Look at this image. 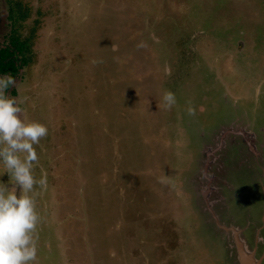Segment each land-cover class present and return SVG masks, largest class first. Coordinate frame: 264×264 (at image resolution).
Listing matches in <instances>:
<instances>
[{
  "label": "rangeland",
  "instance_id": "rangeland-1",
  "mask_svg": "<svg viewBox=\"0 0 264 264\" xmlns=\"http://www.w3.org/2000/svg\"><path fill=\"white\" fill-rule=\"evenodd\" d=\"M21 1L28 65L7 94L48 130L34 146L47 185L30 193L41 212L32 264H226L223 231L200 223L198 204L211 209L234 185L228 215L261 225L264 169L247 158L231 165L234 183L203 180L195 159L215 162L210 143L222 135L225 150L229 132L249 130L264 157V0ZM231 154L227 166L248 156ZM5 172L0 183L22 195ZM238 231L254 257L259 235Z\"/></svg>",
  "mask_w": 264,
  "mask_h": 264
},
{
  "label": "clouds",
  "instance_id": "clouds-1",
  "mask_svg": "<svg viewBox=\"0 0 264 264\" xmlns=\"http://www.w3.org/2000/svg\"><path fill=\"white\" fill-rule=\"evenodd\" d=\"M165 72L170 74V69L166 67ZM14 84L10 73L0 75V164L23 194L17 195V191L9 190L7 183H0V264H32L37 258L33 234L39 215L30 193L35 185L42 188L47 185L46 174L39 180L33 175V166L39 160L34 146L48 130L39 122L20 118L23 109L15 97L7 94ZM163 101L165 107L170 108L175 103L174 94L165 92Z\"/></svg>",
  "mask_w": 264,
  "mask_h": 264
},
{
  "label": "flooded vegetation",
  "instance_id": "flooded-vegetation-1",
  "mask_svg": "<svg viewBox=\"0 0 264 264\" xmlns=\"http://www.w3.org/2000/svg\"><path fill=\"white\" fill-rule=\"evenodd\" d=\"M23 4H26V3H23V1L21 0H2V1L0 0V57L4 56V59L2 61L3 63H6L5 59L6 61L9 60L8 58L9 53L11 52L14 55L15 66L17 67V71L14 72V75H13L15 76L14 77L15 80H16V76L22 70L23 65L21 64H23V60H26L25 57H23V53L18 51V49L14 48L13 45H11V36H12L13 29L16 30V34H17L16 36L19 38V40H21L20 35H19L20 34L19 30L21 27L20 25L23 23V21H25L24 19L26 16V7H27V5H23ZM12 12L13 14L15 12V14L11 18ZM14 22H17V23H14ZM17 24L19 25L18 28H16ZM21 41H24V40H21ZM5 53L7 54V57ZM28 69L30 68L28 67ZM31 79H32L31 76L28 77L26 80V84H25L26 87H28L29 89L32 87L31 86L32 80H36L35 86H37V78L32 79V80ZM14 96H16V94ZM225 132L227 133V129H225ZM247 132L249 133H233V131L229 132L226 136H231L232 140L228 144L225 150H223V147L225 145L226 137L223 138L224 136L222 137V135L220 138H218L217 143H210L211 149L213 150V153L215 154L213 157L217 159L215 160V162L210 161V159L207 157L206 152L204 151L202 154H197L195 163L197 164L198 167L196 170L197 172L199 171V175H202L203 180L206 177L207 171L208 172L213 171L216 175L218 174L220 176H223L224 179L227 178L228 180H233V183H234V181H237L240 178L236 177L235 174L231 173V170H232L231 165L236 167L237 169L247 166L248 165L246 162L247 158L259 162L261 169L262 170L264 169V161H263L264 157L262 153L263 147H261L262 143L261 141L258 140V136L255 135L253 131L249 130ZM243 134L246 136H244ZM221 142H223L224 144L222 145ZM218 146L220 147L219 149H217ZM231 147H235L239 149V151L241 152H247L248 156L247 157L243 156V158L236 160L235 162H230L229 166H227L226 164H224V160L232 156ZM239 164H242V165L237 167ZM228 172L233 174L231 178L230 176L225 177V175L228 174ZM210 176H213V175H210ZM200 190H201V187H198L197 192ZM194 191L196 190L193 189V192ZM215 192L217 194L216 195L217 199L215 200V202H211L212 212H210V210L204 209L203 206L198 204V207L203 211L200 223H208L210 225H213L215 227L214 229L218 230V231L216 230L218 234L219 232L223 231L222 232L223 235L219 234L220 237H217V240H218V245L221 247V249H223V252L227 250V253H230L231 259L228 257V254H227V257L225 256L227 258L226 260L227 262L225 263L226 264H240V262L236 260L237 254L234 249L235 243H233L231 239L232 233L230 231H226L225 229L221 227H218V226L216 227L215 226L216 222H214L213 220L214 215L217 217V220L221 226L230 227V228L238 227L240 230L241 226L244 223H246L247 230H248L247 234L251 241L254 239V237L253 239H251L253 233L256 235H259V237L256 238V242L258 243L260 249H257V251L254 252L253 251L254 249H251L250 246L248 244L247 245L249 246L248 248L252 250L253 252V255L255 257V258L253 257V259L259 262L260 264H264V216H263V222L261 225H258V222L254 223L255 219H252V218L250 220H248L249 218H247V221L245 222L238 217V219H240L242 223H238L240 220L233 221L231 217L228 215L229 208H228V200L226 198V194H223V193L218 194L217 191ZM242 235L244 236V233H242ZM242 235L240 234L241 237ZM245 239H246V236L244 237V240ZM246 242L249 243L247 239H246ZM228 247H230L231 250H229Z\"/></svg>",
  "mask_w": 264,
  "mask_h": 264
},
{
  "label": "trees",
  "instance_id": "trees-1",
  "mask_svg": "<svg viewBox=\"0 0 264 264\" xmlns=\"http://www.w3.org/2000/svg\"><path fill=\"white\" fill-rule=\"evenodd\" d=\"M14 14H15V12H14ZM14 14L12 12L11 18L14 16ZM17 22H18V20H17ZM17 22H14V23H17ZM16 35H17L16 34V30L13 29L12 30V36H11V45H13L14 48L18 49V51H20V52L23 53V51L26 50V46H25L26 42L19 40V38ZM5 55L7 57V54L6 53H5ZM8 58H9V60L6 61V59H5V62L6 63H3L2 60L4 59V56H1L0 57V74L1 75H4V74L10 73L13 76L14 75V72L17 71V67L15 66L14 55L10 52L9 55H8ZM21 65L27 66L28 65V61L27 60H23V64H21ZM48 69H49V71H53V66L51 64L48 65ZM31 70H32V72H33V70H35L36 72L37 71L40 72L41 71V68L38 69V66L36 65L35 68L33 69V67H32ZM234 188H235V186L233 185V187H231V189L227 193L233 194V195H235V196L238 197V193H237L236 190H234Z\"/></svg>",
  "mask_w": 264,
  "mask_h": 264
},
{
  "label": "water",
  "instance_id": "water-1",
  "mask_svg": "<svg viewBox=\"0 0 264 264\" xmlns=\"http://www.w3.org/2000/svg\"><path fill=\"white\" fill-rule=\"evenodd\" d=\"M209 206V205H208ZM210 212H212V210L209 208ZM216 219V224L218 225V220ZM221 228L227 230V231H231L232 233V238L234 240L235 246L237 247V251L239 255H242V261L241 264H260L259 262H257L256 260L253 259L252 255L248 256L249 254H247L246 248H245V244L244 241L241 240V238L239 237V231L234 229V228H225L223 226H221Z\"/></svg>",
  "mask_w": 264,
  "mask_h": 264
},
{
  "label": "crops",
  "instance_id": "crops-1",
  "mask_svg": "<svg viewBox=\"0 0 264 264\" xmlns=\"http://www.w3.org/2000/svg\"><path fill=\"white\" fill-rule=\"evenodd\" d=\"M226 185H228V184L226 183ZM35 203H36V202H35ZM35 206H36V204H35ZM36 211H37V213L41 214V212H40V210H39V207H37V206H36Z\"/></svg>",
  "mask_w": 264,
  "mask_h": 264
}]
</instances>
